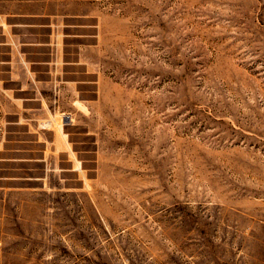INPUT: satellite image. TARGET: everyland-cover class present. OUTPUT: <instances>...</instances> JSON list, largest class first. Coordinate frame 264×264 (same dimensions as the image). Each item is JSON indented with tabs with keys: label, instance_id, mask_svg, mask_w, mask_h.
Masks as SVG:
<instances>
[{
	"label": "rangeland",
	"instance_id": "rangeland-1",
	"mask_svg": "<svg viewBox=\"0 0 264 264\" xmlns=\"http://www.w3.org/2000/svg\"><path fill=\"white\" fill-rule=\"evenodd\" d=\"M0 264H264V0H0Z\"/></svg>",
	"mask_w": 264,
	"mask_h": 264
}]
</instances>
